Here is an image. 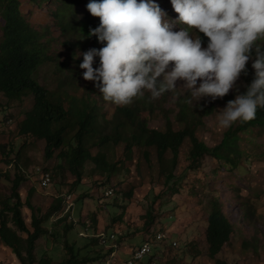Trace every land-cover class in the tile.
I'll return each instance as SVG.
<instances>
[{
  "label": "rangeland",
  "instance_id": "374dc122",
  "mask_svg": "<svg viewBox=\"0 0 264 264\" xmlns=\"http://www.w3.org/2000/svg\"><path fill=\"white\" fill-rule=\"evenodd\" d=\"M90 1L83 0L77 5L81 15L86 13ZM154 2L167 14L165 20H178L179 14L174 11L171 0ZM61 3L62 0H52L40 6L30 0H22V11L35 28L48 31L46 39L53 41L52 54L60 56L57 62L43 64L35 76L37 81L53 90L57 89L59 74L66 76L69 70L77 69L83 50L70 48L63 43L67 35L62 33L53 15L54 11L62 8ZM4 23L0 11V42ZM184 27L187 26L175 23L172 30L178 32ZM192 31H196L201 38L198 29ZM207 45L202 42L203 48ZM74 54L76 58L70 59ZM85 82L82 80V85ZM184 83L178 80L174 93L165 92L154 100V111L148 120L150 127L165 130L169 116L176 127L181 128L179 111L185 100L190 98L188 90L182 87ZM200 83L202 81L198 80L197 86ZM241 85L240 76L237 87ZM234 91L235 88L230 89L229 94ZM145 94L150 97L149 92ZM227 95L217 98L214 109L199 120L198 134L210 146L219 143L226 131L220 126L219 117L227 102L236 98L235 95L227 98ZM206 98L209 97L193 101L191 106L202 105ZM33 103V95L19 101L11 100L0 92V209L2 202L11 197L13 182L18 176L24 177L18 192L24 203L22 211L28 224L32 222L33 213L46 219L50 208L56 207L60 200L59 210L49 220H44L48 235L37 243L38 264H45L46 260L49 264H65L72 258L67 244L74 246L80 257L89 258L91 262L88 264H106L109 259L104 256V259L96 260L98 253L107 252L100 241L94 240L98 238V232L115 229L126 235L118 240L119 253L115 264L127 263L131 259L130 253L148 238L155 241L153 231L157 235L167 233L179 242L178 248L167 246L160 252V256H157L160 264H216L217 259L229 264H264V131L253 128L240 134L244 155L238 170H229L222 162L208 155L204 157L201 167L192 170L188 159L191 140L187 139L175 169L176 176L171 182H167L158 151L151 148L150 159H145L143 151L137 149L133 159L126 160L110 182H98L102 176L94 174V164L88 162L83 168L82 180L75 183L76 177L67 168L56 167L57 156L46 157L44 139L19 136V123ZM121 153L120 147L118 154ZM39 168L52 172L53 183L50 187H42ZM109 188L114 189L111 196L105 194ZM69 195L71 199L64 202ZM213 198L221 199L225 213L235 226L230 243L215 259L208 255L206 240L207 214ZM149 212H154L155 218L151 226L146 225ZM83 224L89 228L87 231ZM21 235L26 237L25 234ZM0 264H21L1 239Z\"/></svg>",
  "mask_w": 264,
  "mask_h": 264
},
{
  "label": "trees",
  "instance_id": "16d2710c",
  "mask_svg": "<svg viewBox=\"0 0 264 264\" xmlns=\"http://www.w3.org/2000/svg\"><path fill=\"white\" fill-rule=\"evenodd\" d=\"M30 1L42 6L43 3L52 0ZM82 1L62 0V8L54 11L53 15L62 33L67 35L63 43L73 49L82 48L83 54L88 49L104 47L106 42L102 44L97 37L89 36L90 29L98 27L101 20L99 17H93L88 9L84 15H81L77 5ZM0 11L5 21L0 42V92L11 100L23 101L24 97L29 95L34 97L32 108L19 123V136L24 139L30 136L44 139L46 157L57 156L56 167L67 168L76 177L75 183L82 180L83 168L88 162L94 164L92 172L102 176L103 179L98 182L103 180L110 182L120 166L126 160L133 159L137 149L143 151L145 159H150L151 148H156L158 151L162 169L167 174V182H171L176 176L175 169L187 139L191 140L188 159L189 168L192 170L201 167L207 155L215 161L222 162L229 170H238L244 155L240 134L253 128L264 131V108L258 107L254 120L235 122L232 127L226 129L219 143L214 146L208 145L198 134V124L201 116L210 113L217 104V99L212 101L210 97L198 107H192L185 100L179 111L181 128L178 129L173 118L169 116L165 130L152 128L148 120L154 111V100L148 95L134 98V101L127 106H118L104 100L94 81H86L82 85V80H85L83 73L86 70L81 69L79 65L83 62V55L78 58L76 70H69L66 76L57 73L59 74L57 89L48 88L35 78L43 64L48 61L57 62L60 57L59 54H52L53 41L46 39L48 31L43 32L32 25L22 11V0H0ZM200 36L202 42L209 43V38L203 33H200ZM256 43L264 47V37L259 38ZM73 56L70 59L76 58V54ZM93 67L94 69L100 67V57L94 58ZM246 69L248 75L241 74L242 85L238 87L240 93L246 91L244 85L250 84L255 75L251 59L246 64ZM234 95L236 97L237 91L228 94L227 98ZM120 147L121 155L118 154ZM23 180V176L17 177L13 182L11 197L2 202L0 239L12 249L21 264H38L37 243L40 238L48 235V229L43 224L44 220H49L55 211L59 210L61 202L58 200L56 207L50 208L44 220L43 217L39 218L33 213L32 222L28 224L22 211L24 203L18 192ZM28 205L31 206L29 201ZM209 209L206 240L208 255L215 259L230 243L235 233V226L225 213L220 198H213ZM32 210L36 212L35 208ZM146 217V225L151 226L155 219L154 212H149ZM82 226L86 231L89 229L84 224ZM105 233H115L116 242L126 237L117 229ZM152 233L157 239V233L155 231ZM21 234H25L26 237ZM97 237L94 241H100L103 247L100 237L98 235ZM67 247L72 258L65 264L91 262L87 257H80L75 252L74 246L67 244ZM104 250L107 253H98L96 260L110 259L114 250L106 247ZM153 260L154 256L145 263L152 264ZM108 263L115 264V261L111 259V262H106ZM45 264H49L47 260ZM216 264L229 263L217 259Z\"/></svg>",
  "mask_w": 264,
  "mask_h": 264
},
{
  "label": "clouds",
  "instance_id": "9594fccd",
  "mask_svg": "<svg viewBox=\"0 0 264 264\" xmlns=\"http://www.w3.org/2000/svg\"><path fill=\"white\" fill-rule=\"evenodd\" d=\"M171 3L179 14L173 22L164 19L167 14L154 0H91L87 9L101 23L90 29L89 36L106 44L82 54L83 78L94 81L104 100L118 106L131 104L145 92L152 100L165 92L174 93L178 80L185 82L182 87L190 94L188 104L205 97L215 101L235 88L236 98L222 109L220 126L228 129L237 121L254 120L258 107L264 108V47L256 43L264 37V0ZM175 23L187 27L176 32L172 30ZM197 29L209 38L206 48L192 31ZM95 57H100V67L94 69ZM250 59L255 75L240 93L237 81L242 73L248 75ZM198 80L202 81L199 86ZM156 237L148 240L155 245L153 262L167 246L175 247L169 243L175 240L170 235L166 241Z\"/></svg>",
  "mask_w": 264,
  "mask_h": 264
},
{
  "label": "built area",
  "instance_id": "2783aa9c",
  "mask_svg": "<svg viewBox=\"0 0 264 264\" xmlns=\"http://www.w3.org/2000/svg\"><path fill=\"white\" fill-rule=\"evenodd\" d=\"M38 171H40V179H41L42 187L43 188L50 187L53 183L52 173L50 171L42 170L40 168L38 169ZM113 190H114L113 188H109L106 190L105 194H107L108 196H111V194H113ZM70 199H71V195H69V197L66 198V201L68 202V200ZM97 235L100 237L101 243L103 244L104 248L106 247L107 249L114 250L112 254L110 255V260L112 258L115 259L118 255V250H119V242H116L117 236L115 235V233L101 232V233H98ZM85 236H87V234H85ZM168 239L169 237L166 233L158 234L159 241H166ZM169 243L175 247L179 246V242L177 240H173V241L171 240L169 241ZM154 254H155V245L152 242L147 241L142 246L134 250L132 257L127 262V264H138V263L144 262L146 259L154 256ZM153 264H159L158 259H156V261H154Z\"/></svg>",
  "mask_w": 264,
  "mask_h": 264
}]
</instances>
